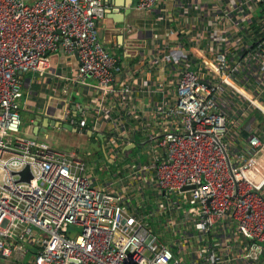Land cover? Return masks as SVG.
<instances>
[{"label": "built area", "instance_id": "2783aa9c", "mask_svg": "<svg viewBox=\"0 0 264 264\" xmlns=\"http://www.w3.org/2000/svg\"><path fill=\"white\" fill-rule=\"evenodd\" d=\"M135 8L164 32L115 52L104 0H0V259L264 264V0ZM33 82L97 156L22 132Z\"/></svg>", "mask_w": 264, "mask_h": 264}, {"label": "crops", "instance_id": "0c3cea01", "mask_svg": "<svg viewBox=\"0 0 264 264\" xmlns=\"http://www.w3.org/2000/svg\"><path fill=\"white\" fill-rule=\"evenodd\" d=\"M136 1L137 0H104L107 10L104 18L98 23L99 37L109 49L115 52H122V49L130 43H135L136 46L142 47V44H144L146 40L155 41V39H158L156 35H162L164 32V27L166 25L155 24L154 16L146 11L136 9ZM130 59L132 58L129 57V61L127 60L129 63L126 67L130 66L131 70L138 68L136 60ZM52 65L53 70L56 69L60 71L59 74H61L67 66L71 65L72 68L75 67L76 60L73 57L65 58L63 55L58 54L52 58ZM47 81H54L53 76H48ZM31 89L32 92H28L27 90L22 92V101L30 97L33 106L30 108L25 106V104L22 105V113L25 111L28 114V118L23 121L22 125V132L26 135L34 134L35 125L33 123L36 118H44L40 115L41 112L45 115L43 109L48 92V90L45 92L41 83L33 82ZM76 89H78V95L74 96V100L85 106L87 102V100H85L87 99L85 96V89H83V87ZM38 126H40V122ZM51 128L57 129L55 127ZM49 140L52 142V136L50 135ZM0 264H19V262L11 259L6 262L0 259Z\"/></svg>", "mask_w": 264, "mask_h": 264}, {"label": "rangeland", "instance_id": "374dc122", "mask_svg": "<svg viewBox=\"0 0 264 264\" xmlns=\"http://www.w3.org/2000/svg\"><path fill=\"white\" fill-rule=\"evenodd\" d=\"M38 85V84H37ZM28 118V114L24 111L22 113V119L25 121ZM47 134L52 136V145L58 149L71 151L78 150L79 154L88 153L90 157H95L100 153L99 144L97 141L87 138L85 135L78 131L68 130L66 128H48ZM44 135V134H43ZM29 176V174H27ZM25 177V176H24ZM71 230L76 232L79 230L77 227L71 226ZM28 258L27 261H30Z\"/></svg>", "mask_w": 264, "mask_h": 264}, {"label": "water", "instance_id": "95a60500", "mask_svg": "<svg viewBox=\"0 0 264 264\" xmlns=\"http://www.w3.org/2000/svg\"><path fill=\"white\" fill-rule=\"evenodd\" d=\"M79 112H77L75 115H77ZM40 122V126H38V123ZM34 126V134L32 135H27V136H37V135H42L45 134L47 132V129L50 127H55V128H61L64 127L68 130H72V131H76L75 127H72L70 124H61L59 121H56L54 119H40V118H36V120L33 123ZM88 134H90V132H88ZM48 142L50 143V140H48ZM52 144V143H51ZM28 173V169L25 168L22 172H21V176L23 178H29V176H27ZM25 176V177H24Z\"/></svg>", "mask_w": 264, "mask_h": 264}, {"label": "flooded vegetation", "instance_id": "af4514ba", "mask_svg": "<svg viewBox=\"0 0 264 264\" xmlns=\"http://www.w3.org/2000/svg\"><path fill=\"white\" fill-rule=\"evenodd\" d=\"M81 134H83V135H85L87 138H89V134H87V133H81Z\"/></svg>", "mask_w": 264, "mask_h": 264}, {"label": "trees", "instance_id": "16d2710c", "mask_svg": "<svg viewBox=\"0 0 264 264\" xmlns=\"http://www.w3.org/2000/svg\"><path fill=\"white\" fill-rule=\"evenodd\" d=\"M92 140H94V138H91Z\"/></svg>", "mask_w": 264, "mask_h": 264}]
</instances>
